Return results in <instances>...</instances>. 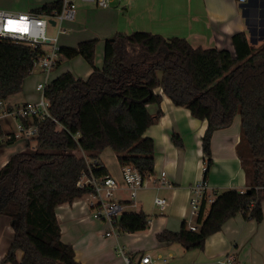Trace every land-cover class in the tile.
<instances>
[{
  "label": "trees",
  "instance_id": "trees-1",
  "mask_svg": "<svg viewBox=\"0 0 264 264\" xmlns=\"http://www.w3.org/2000/svg\"><path fill=\"white\" fill-rule=\"evenodd\" d=\"M59 7L60 2L53 1L39 9L53 12ZM112 38L105 41L101 67L95 65L97 39L81 41L76 47L61 46L57 67L82 56L92 72L83 78L67 70L50 79L45 97L61 126L44 120L33 149L12 154L0 167V215L10 218L14 230L0 264H79L73 246L62 241L57 220L60 204L91 191L77 186L88 172L79 151L88 152L94 160L97 177L108 174L98 159L106 147L114 150L121 166H134L142 175L152 172L155 142L145 132L162 115V94L176 106L188 108L194 117L207 120L202 137L206 170L212 161L213 132L229 126L240 114L238 153L248 188L219 193L206 216L204 199L197 230H190L183 221L178 231L165 229L156 239L178 242L188 250L201 249L208 236L239 212L247 219H263L264 44L253 45L245 31L232 35V50L194 47L185 38L147 31L117 33ZM44 52L28 43L0 39V100L22 90L33 61ZM152 104L158 106L155 113L150 111ZM7 134L0 122V138ZM171 138L181 145L177 133ZM16 140L11 137L4 143ZM119 225L127 232H140L149 227V218L144 211L124 212ZM18 250L24 253L21 260Z\"/></svg>",
  "mask_w": 264,
  "mask_h": 264
},
{
  "label": "crops",
  "instance_id": "crops-1",
  "mask_svg": "<svg viewBox=\"0 0 264 264\" xmlns=\"http://www.w3.org/2000/svg\"><path fill=\"white\" fill-rule=\"evenodd\" d=\"M102 10L107 11V36L104 46L106 39L117 33L147 31L167 38H185L194 47L232 50L231 37L239 31H245L251 41L253 31L250 20L255 24L261 23L264 18V0H249L246 5H240L237 0H125L119 5ZM90 39L100 38L94 34L86 35L77 44ZM77 44L66 47H76ZM104 46L95 59V65L98 67H101L103 62ZM56 69L51 74V79L60 74L55 73ZM68 70L72 72L71 68ZM92 70L88 64L83 69V76L73 74L86 78ZM34 71H39L42 80L40 69L36 68ZM25 85L26 82L20 92L9 96L6 101L17 104L36 100V86L34 89H28ZM162 96V115L147 129L145 136L153 138L155 142L153 171L158 173L165 170L169 184L164 187L149 185L140 192L143 194L153 190V203L157 208L155 197H166L169 200L167 209L161 211L158 208L159 213H155L154 219L149 218V227L144 231H125L120 237H106V223L92 218L90 212L83 207L84 203L80 197L72 202L62 203L57 208L62 241L73 246L79 264H124L117 250L119 244L125 245L129 254L134 257L150 255L156 264H229L226 259L230 257H233L236 264H264V201L263 219L260 222L247 219L239 212L228 219L219 231L208 236L201 249L188 250L178 242L165 243L156 239L157 233L165 229L178 231L183 221L188 223L191 219L190 188L198 180L206 182L207 195L213 199L228 189L244 191L248 188L245 168L238 153L242 131L240 114H235L229 126L213 132L212 161L206 170L207 157L203 152L202 137L208 126L207 120L194 117L188 108L176 106L168 96ZM149 108L151 113L158 110L155 104ZM11 125L12 123H9V126ZM13 129L14 126L10 127L8 133ZM173 133L179 135L181 145L172 141ZM19 140L10 145L0 144V166H3L12 154L21 150L19 146L23 140L18 144ZM16 144L18 150L13 149L11 153L6 154V149ZM82 151H79L80 155ZM101 153L98 159L106 166L108 174L122 181V166L117 155L119 170L106 165L100 156ZM140 192L135 199L136 205L126 207L125 212L144 211L141 208L144 197L140 196ZM115 198L121 203L130 200L128 191L123 186L116 190ZM211 203H205L203 216L207 215ZM168 209L169 213H166ZM197 218L193 219L194 223H197ZM196 225L198 228L199 224ZM13 237L14 230L10 218L0 215V263L6 256ZM23 255L22 250L17 251L18 260H21Z\"/></svg>",
  "mask_w": 264,
  "mask_h": 264
},
{
  "label": "built area",
  "instance_id": "built-area-1",
  "mask_svg": "<svg viewBox=\"0 0 264 264\" xmlns=\"http://www.w3.org/2000/svg\"><path fill=\"white\" fill-rule=\"evenodd\" d=\"M94 3L100 8H110L119 5L125 0H83ZM134 1V0H128ZM240 5H246L249 0H237ZM60 7L54 9L53 12H47L43 9H31L27 12H12L7 9L0 8V39H9L15 42H24L31 44L36 48H44L45 52L33 61L32 72L36 68L40 69L43 75L41 81L36 84V92L38 98L33 101L23 103L10 104L6 100H0V122L4 119H14L15 125L11 133L0 138V144L4 143L8 138L16 139H34L38 137L40 132V124L51 119L53 122L60 124L49 109V101L45 97L46 87L51 79V74L56 69L60 60L59 36L66 31L62 26L65 20H73L76 17L77 4L75 0H59ZM51 20H55V26L58 27L55 37L46 35V30L50 26ZM8 21H13L9 24ZM264 24V18L262 19ZM31 72V73H32ZM23 120H27L25 123ZM82 155L86 159L88 172L83 173L77 182V186L91 188L80 198L83 200V207L90 212L92 218L100 220L107 225L104 235L120 237L125 231L120 228L119 222L121 216L128 206L136 205L135 199L139 192L154 185L156 187H164L169 184L167 173L162 170L158 173L152 171L146 175H142L140 171L131 165L122 166V181H118L113 176L107 174L97 177L93 173L94 160L89 157V153L82 151ZM125 187L128 191L129 202L121 203L115 198L116 190ZM206 182L198 180L191 186L189 197L190 217L188 228L197 230V223H194L199 216L203 200L213 202L214 199L207 195ZM155 204L163 211L169 206V200L166 197L156 196ZM118 253L122 256L124 264H156L152 257L148 254L132 256L127 251L125 245H118ZM229 264H236L233 257L226 259Z\"/></svg>",
  "mask_w": 264,
  "mask_h": 264
},
{
  "label": "rangeland",
  "instance_id": "rangeland-1",
  "mask_svg": "<svg viewBox=\"0 0 264 264\" xmlns=\"http://www.w3.org/2000/svg\"><path fill=\"white\" fill-rule=\"evenodd\" d=\"M53 1H59V0H0V8L1 9H7L12 12H27L34 8H39L43 6L45 3L53 2ZM77 4V12L76 17L73 20H65L62 22V26L66 28V31L59 36V44L63 46H74L77 44V42L86 35L94 34L95 36L99 37L100 39L97 40L96 45V56H98L99 53L102 52L103 46H104V40L105 36H107V11L102 10V8H99L94 3L86 2L83 0H75ZM105 12V13H104ZM106 16L104 17V15ZM253 35H251V42L256 47H260L264 44V24L261 21V23L255 24L252 20H250ZM58 27L54 24H51L48 26V29L46 30V35L49 37H55L57 34ZM104 38V39H103ZM88 63L87 61L82 57L78 56L75 59L72 60H64L59 67H57L55 73H62L64 71H67L69 68L72 69V73L75 75H84L83 69L84 67H87ZM41 80V75L39 71L32 72L25 80L26 87L28 89H34V86L38 83V81ZM14 119H9V123H12L11 126H9V123L7 120H2L1 124L7 133L9 128L15 125ZM22 141V144L19 146L21 147L20 151L26 150V149H33V147L36 145L35 139H20ZM18 141V144L21 143V141ZM27 143H29V148ZM18 145L11 146L6 149V154L11 153V150H18L16 149ZM19 151V152H20ZM101 158L108 166H110L112 169H118L119 170V164L116 158V154L114 150L111 147H106L102 153ZM1 167V166H0ZM120 178V176H119ZM143 195L144 199L142 202V209L146 212L148 215V218L154 219L156 217L155 213H159L158 208L153 203V197H154V191L148 190L145 193L141 194ZM138 200V199H137ZM190 210V209H189ZM166 213H169V209L166 211Z\"/></svg>",
  "mask_w": 264,
  "mask_h": 264
},
{
  "label": "water",
  "instance_id": "water-1",
  "mask_svg": "<svg viewBox=\"0 0 264 264\" xmlns=\"http://www.w3.org/2000/svg\"><path fill=\"white\" fill-rule=\"evenodd\" d=\"M51 23H52V24H55V20H51ZM111 39H113V38H111Z\"/></svg>",
  "mask_w": 264,
  "mask_h": 264
},
{
  "label": "snow or ice",
  "instance_id": "snow-or-ice-1",
  "mask_svg": "<svg viewBox=\"0 0 264 264\" xmlns=\"http://www.w3.org/2000/svg\"><path fill=\"white\" fill-rule=\"evenodd\" d=\"M9 24H13L14 22L13 21H8Z\"/></svg>",
  "mask_w": 264,
  "mask_h": 264
}]
</instances>
